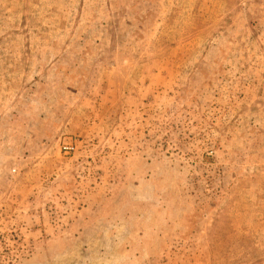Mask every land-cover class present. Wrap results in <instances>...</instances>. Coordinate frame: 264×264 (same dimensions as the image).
Here are the masks:
<instances>
[{
	"label": "rangeland",
	"instance_id": "obj_1",
	"mask_svg": "<svg viewBox=\"0 0 264 264\" xmlns=\"http://www.w3.org/2000/svg\"><path fill=\"white\" fill-rule=\"evenodd\" d=\"M0 264H264V0H0Z\"/></svg>",
	"mask_w": 264,
	"mask_h": 264
},
{
	"label": "built area",
	"instance_id": "obj_2",
	"mask_svg": "<svg viewBox=\"0 0 264 264\" xmlns=\"http://www.w3.org/2000/svg\"><path fill=\"white\" fill-rule=\"evenodd\" d=\"M64 149L67 150V149H69V148H68V147H65Z\"/></svg>",
	"mask_w": 264,
	"mask_h": 264
}]
</instances>
